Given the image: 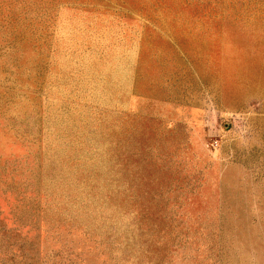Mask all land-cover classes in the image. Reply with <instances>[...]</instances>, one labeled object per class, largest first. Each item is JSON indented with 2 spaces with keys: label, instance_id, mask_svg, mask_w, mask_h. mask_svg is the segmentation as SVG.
Returning a JSON list of instances; mask_svg holds the SVG:
<instances>
[{
  "label": "rangeland",
  "instance_id": "374dc122",
  "mask_svg": "<svg viewBox=\"0 0 264 264\" xmlns=\"http://www.w3.org/2000/svg\"><path fill=\"white\" fill-rule=\"evenodd\" d=\"M0 264H264V0H0Z\"/></svg>",
  "mask_w": 264,
  "mask_h": 264
}]
</instances>
